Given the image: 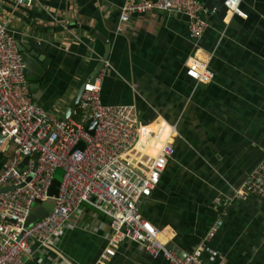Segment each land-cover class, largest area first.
<instances>
[{
	"label": "crops",
	"instance_id": "crops-1",
	"mask_svg": "<svg viewBox=\"0 0 264 264\" xmlns=\"http://www.w3.org/2000/svg\"><path fill=\"white\" fill-rule=\"evenodd\" d=\"M225 1L202 0L208 27L199 39L177 11L121 23L123 0H0V21L21 45L33 100L60 119L103 59L106 39L103 102L133 105L142 121L164 118L176 128L174 154L141 201L143 216L183 255L222 221L204 262L264 264V201L236 197L264 158V0H241L240 15ZM193 59L208 64L210 81L187 75ZM14 148L0 146V173ZM111 232L110 217L84 203L55 245L34 244L25 264H168L131 241L103 259Z\"/></svg>",
	"mask_w": 264,
	"mask_h": 264
},
{
	"label": "built area",
	"instance_id": "built-area-1",
	"mask_svg": "<svg viewBox=\"0 0 264 264\" xmlns=\"http://www.w3.org/2000/svg\"><path fill=\"white\" fill-rule=\"evenodd\" d=\"M14 1L27 6L35 2ZM225 4L233 13L243 14L241 0H226ZM154 11L188 16L191 36L196 39L208 27L202 0H123L120 21ZM105 65L109 66L107 61ZM26 68L8 23L0 21V146L15 147L10 163L0 173V189L14 187L0 193V264H25L33 256L34 244L41 250L52 248L84 203L110 217L112 232L103 259L114 255L124 241H131L168 264H206L205 243L222 221L209 230L202 244L182 255L141 212V201L159 184L174 154L175 126L164 118L144 122L133 105L105 104L101 96L105 68L85 84L74 115L62 120L33 100ZM187 75L207 82L212 71L207 63L193 59ZM92 120L96 121L94 134L87 130ZM82 141L84 147H78ZM59 168L65 174L55 207L46 217L27 225L34 204L49 198ZM248 193L264 201V158L236 197Z\"/></svg>",
	"mask_w": 264,
	"mask_h": 264
},
{
	"label": "water",
	"instance_id": "water-1",
	"mask_svg": "<svg viewBox=\"0 0 264 264\" xmlns=\"http://www.w3.org/2000/svg\"><path fill=\"white\" fill-rule=\"evenodd\" d=\"M77 26H80V27L85 28V29H89V27H87L85 25H72V28H76ZM89 30H91V29H89ZM104 43L106 44V50H105L103 59L98 63L96 70H94V72L89 77V79H87L81 85V87L77 91L76 96L74 97V99L72 100V102L69 106L66 117L63 118L62 120H66L70 116L72 109L76 108L79 105V103L81 101L82 94L84 92L85 84L92 81L93 79H95V77H97L99 72L105 67L106 61L109 60V55H110L109 53H110L111 45L107 43L106 39H104ZM19 47L21 48L20 44H19ZM95 127H96V121H94V120L90 121L88 126H87L88 132L90 134H94ZM84 145H85V143L82 141V142H80L78 147L82 148V147H84ZM64 174H65L64 170H62L60 168L57 169L55 176L53 178L52 184L49 188V198L47 200L41 202V203H35L34 204L31 212L28 215V218L26 221L27 224H33V223L41 220L42 218L46 217L47 215H49V213L55 207V204H56L55 198L59 194L60 186L62 185ZM12 188H14V187L13 186L3 187L0 189V193L7 191V190H11ZM92 200H93V198H92ZM30 264H34V263H30Z\"/></svg>",
	"mask_w": 264,
	"mask_h": 264
},
{
	"label": "rangeland",
	"instance_id": "rangeland-1",
	"mask_svg": "<svg viewBox=\"0 0 264 264\" xmlns=\"http://www.w3.org/2000/svg\"><path fill=\"white\" fill-rule=\"evenodd\" d=\"M15 4H16V2H15ZM33 5V4H32Z\"/></svg>",
	"mask_w": 264,
	"mask_h": 264
},
{
	"label": "snow or ice",
	"instance_id": "snow-or-ice-1",
	"mask_svg": "<svg viewBox=\"0 0 264 264\" xmlns=\"http://www.w3.org/2000/svg\"><path fill=\"white\" fill-rule=\"evenodd\" d=\"M193 74H195V73H193Z\"/></svg>",
	"mask_w": 264,
	"mask_h": 264
}]
</instances>
